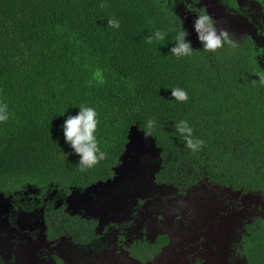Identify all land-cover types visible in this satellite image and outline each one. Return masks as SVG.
<instances>
[{
	"label": "trees",
	"instance_id": "1",
	"mask_svg": "<svg viewBox=\"0 0 264 264\" xmlns=\"http://www.w3.org/2000/svg\"><path fill=\"white\" fill-rule=\"evenodd\" d=\"M182 26L164 0H0V103L9 114L0 123V190L67 192L108 179L136 126L159 150L156 183L187 188L207 179L264 198L261 49L246 36L177 58L170 49ZM157 30L167 35L149 43ZM175 87L187 101L171 97ZM80 106L95 108L105 153L86 171L61 128ZM148 120L155 129L145 128ZM179 120L203 141L198 151L176 132ZM243 233L245 264H264V214Z\"/></svg>",
	"mask_w": 264,
	"mask_h": 264
},
{
	"label": "flooded vegetation",
	"instance_id": "2",
	"mask_svg": "<svg viewBox=\"0 0 264 264\" xmlns=\"http://www.w3.org/2000/svg\"><path fill=\"white\" fill-rule=\"evenodd\" d=\"M164 1L179 15L186 30L189 21L180 15V11L194 17L193 11L210 14L209 0H199L198 4L194 0ZM255 1L264 8V0ZM221 2L222 6L227 3L235 8L236 5L235 0ZM112 177L113 171L108 180ZM108 180H98L83 187L71 185L67 192L53 186L42 190L29 185L22 190L3 191L5 197L0 195V264H174L183 255L189 256H185L187 264H210L212 255H215V264L226 261L227 264L229 261L245 264L244 256L239 253L240 238L245 225L250 222L244 223L239 242L232 244L233 252L227 260L224 257L226 235L218 238L217 217L238 204L239 199L230 191L219 196L224 200L225 208L219 205V216L215 215L211 220L213 212L208 209L211 208V194L216 189L213 185L217 184L207 179L200 181L208 182L211 191L203 189L200 193L210 195L201 202H194L195 206L187 204L184 198L200 181L187 188L155 182L175 187L177 191L176 196L163 198L168 207L156 213L152 198H136L126 216L119 213L115 219L106 220L86 214L85 208L80 207L77 211L75 204L70 202L72 192L86 193ZM217 187L226 190L224 186ZM170 245H174L176 251L165 255L164 251ZM237 260L240 261L237 263Z\"/></svg>",
	"mask_w": 264,
	"mask_h": 264
},
{
	"label": "rangeland",
	"instance_id": "3",
	"mask_svg": "<svg viewBox=\"0 0 264 264\" xmlns=\"http://www.w3.org/2000/svg\"><path fill=\"white\" fill-rule=\"evenodd\" d=\"M221 1L209 0L211 6L210 15L215 18L216 26L226 30L231 38L252 37L256 43V48L261 49L257 58L264 68V8L255 0H235V8L227 3L222 6ZM174 9L176 11L177 7H174ZM180 15L183 18L186 17L189 21V26L187 25L189 35L186 39L191 41L192 48H200L201 45L197 40L196 33L192 30L194 15L185 11H180ZM127 138L128 142L120 158L121 162L115 168L113 177L106 184L92 187L86 193L72 192L70 202L75 204L77 211L80 207L89 208L88 204L93 207V203H96L102 220L115 219L119 213H124L126 216L130 212L134 199L152 198V206L156 208V213L160 212V209L168 207V202L164 204L163 198L177 195L175 187L153 183V176L160 160L159 150L155 146L153 139L141 133L139 128L132 129ZM142 156H144L143 159L141 158ZM214 188L216 189L211 194V208L208 209V211L213 212L210 220L215 215L219 216V205L224 206V200L221 197L219 198V196H222L225 192L230 193L223 188ZM203 189L211 191L210 184L205 180L191 187L184 198L187 201L186 203L195 206L194 202H201V200L206 199L205 196L210 194L200 193ZM0 195L5 197L3 191H0ZM236 199L240 201L237 200L238 204L234 208L226 214H221L217 217V230L224 232V235H226V251L224 254L226 260L230 258L233 252L232 244L239 242V235L243 232L244 223L251 222L256 216L264 214V200L261 201L255 197L243 198L239 195H236ZM170 200L174 201L175 199ZM202 203L205 204V201ZM154 231L155 228L150 232L154 233ZM175 251V246L170 245L165 249L164 254L171 255ZM185 256L183 255L182 259L180 258L174 264H187L188 259L186 257L189 256ZM214 256L212 255L208 263H216ZM239 261L237 260L236 262L238 263ZM224 264H227V261ZM228 264L233 263L229 261Z\"/></svg>",
	"mask_w": 264,
	"mask_h": 264
},
{
	"label": "clouds",
	"instance_id": "4",
	"mask_svg": "<svg viewBox=\"0 0 264 264\" xmlns=\"http://www.w3.org/2000/svg\"><path fill=\"white\" fill-rule=\"evenodd\" d=\"M194 3L198 4L199 0H194ZM192 13L195 14L192 30L196 33L197 40L201 44L200 51L205 53L215 52L225 44L232 43L230 34L226 30L218 28L214 22V18L210 14L195 11ZM107 24L112 28H119L120 26V22L117 19H109ZM166 35V33L157 30L147 39L151 43L153 39L163 40ZM188 35V31L182 26L181 30L176 34L174 46L170 49L172 55L181 58L192 54L191 41L186 39ZM96 76L98 78L101 77V73L97 71ZM171 97L179 102L188 100L187 92L179 87L171 89ZM7 108V104L0 103V123L7 121L9 118ZM97 124L98 120L95 108L80 106L77 114L68 115L61 125L64 142L72 149V153L79 158L82 171H86L105 158V153L101 152L98 147L95 135ZM174 126L176 132L185 140L189 150L195 152L201 148L203 141L194 138L193 129L186 120H179ZM155 127L156 121L148 120L146 122L145 128L148 130H153Z\"/></svg>",
	"mask_w": 264,
	"mask_h": 264
},
{
	"label": "water",
	"instance_id": "5",
	"mask_svg": "<svg viewBox=\"0 0 264 264\" xmlns=\"http://www.w3.org/2000/svg\"><path fill=\"white\" fill-rule=\"evenodd\" d=\"M138 127H136V126H131L130 127V129H129V133L127 134L128 135V137H129V135H130V131L132 130V129H137ZM140 132L141 133H143V134H145V135H147V136H150L149 134H147L144 130H141L140 129ZM150 138H152L153 139V142H154V144H155V140H154V138L153 137H151L150 136ZM128 139V138H127ZM128 142V141H127ZM127 146V143L125 144V147ZM155 146H156V144H155ZM124 150H125V148H124ZM124 150H123V152H124ZM123 152L120 154V156H119V163L121 162V156H122V154H123ZM145 155V154H144ZM143 157L144 156H142L141 158L143 159ZM119 165V164H118ZM117 165V166H118ZM117 166H115L114 168H113V171L115 170V168L117 167ZM159 166H160V160H159V163H158V166H157V170H155V174H156V172L159 170ZM155 174H154V176H153V183L155 184V181H154V178H155ZM111 178H109V180H110ZM108 180V179H107ZM214 187H217V185H213ZM225 188H226V190H228V191H230L233 195H239V196H241V197H246V198H251V197H255V198H259L261 201H263L264 200V198L260 195V194H258V193H251V192H248V193H243L241 190H233V189H231L230 187H226V186H224ZM235 195V196H236ZM86 204H88V203H86ZM85 205V204H84ZM90 207L88 208V207H86L85 208V213L86 214H93L94 216H98V217H100V215H99V211H98V205L96 204V203H93V207L90 205V204H88ZM225 233L224 232H220L219 231V233H218V238H220L222 235H224Z\"/></svg>",
	"mask_w": 264,
	"mask_h": 264
}]
</instances>
